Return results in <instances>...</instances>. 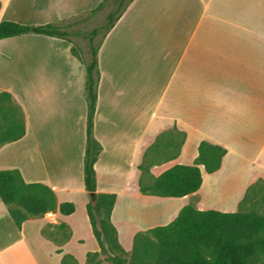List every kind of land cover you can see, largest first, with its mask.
I'll return each mask as SVG.
<instances>
[{
    "label": "crops",
    "instance_id": "obj_1",
    "mask_svg": "<svg viewBox=\"0 0 264 264\" xmlns=\"http://www.w3.org/2000/svg\"><path fill=\"white\" fill-rule=\"evenodd\" d=\"M103 1L0 0V22L59 23ZM71 49L66 40L38 34L0 40V94L9 93L21 108L26 128L23 138L0 148V172L18 170L25 183L45 185L56 196L54 211L21 227L0 198V264H63L66 256L86 264L99 251L84 183L86 68ZM98 58L97 194L117 195L111 220L124 250L132 252L135 236L154 226L118 216L122 199L173 205V220L186 206L238 212L264 180V0H133ZM18 85L25 94L39 91L40 100L24 103ZM172 129L185 138L177 158L151 167L156 178L173 166L195 165L202 142L226 150L221 167L210 174L199 165L203 183L196 193L144 195L139 166ZM65 202L75 205L73 214H60Z\"/></svg>",
    "mask_w": 264,
    "mask_h": 264
},
{
    "label": "trees",
    "instance_id": "obj_2",
    "mask_svg": "<svg viewBox=\"0 0 264 264\" xmlns=\"http://www.w3.org/2000/svg\"><path fill=\"white\" fill-rule=\"evenodd\" d=\"M132 1L104 0L89 12L54 24L35 26L11 21L0 22V40L27 34L63 39L72 44V54L86 68L85 98L88 105V119L84 183L89 194L97 195L96 201L90 200L87 204V211L93 235L99 246V251L88 255L86 264L100 254L110 255L115 264H264V217L241 211L235 213L201 211L192 206L184 207L168 225L138 233L134 239L132 259L129 262L119 255L126 256L128 252L122 247L118 231L111 220L117 195L97 194L94 166L102 152V146L94 137V118L100 83L98 58L100 47ZM110 8L105 24L90 32L82 31L76 27V22H72L84 17L93 18ZM73 38L86 41L87 51L79 47ZM5 99L10 100L11 105L19 111V116L14 117L9 125L5 124L7 121L2 120L1 117ZM25 133V120L21 108L15 104L9 93H1L0 148L20 140ZM158 143L159 140L152 148H158ZM180 146L176 153L164 162L177 158ZM225 155L226 150L222 147L202 142L195 165L173 166L155 178L151 184H145L143 180L150 169L145 162L144 165L139 166L143 173L140 192L162 198H181L196 193L203 183L199 165H203L208 173H214L220 169ZM248 194L242 204L245 203ZM0 198L18 227L27 220L39 218L56 209L54 192L42 184L25 183L18 170L0 172ZM75 210V205L71 202L59 206V212L64 216L73 214ZM156 245L158 247L155 254L153 246ZM63 264L78 263L72 256H66Z\"/></svg>",
    "mask_w": 264,
    "mask_h": 264
},
{
    "label": "rangeland",
    "instance_id": "obj_3",
    "mask_svg": "<svg viewBox=\"0 0 264 264\" xmlns=\"http://www.w3.org/2000/svg\"><path fill=\"white\" fill-rule=\"evenodd\" d=\"M110 11L111 8L107 9L103 13H100L93 18L84 17L83 19L73 20L72 22H76L77 24L76 27L81 29L82 31L90 32L93 29L100 28L105 24L106 17L110 13ZM73 40L78 44L79 47L84 49V51H87L86 41H83L82 39L79 38H73ZM19 71L20 74L22 75L21 79L23 85V83L25 82L24 69L20 65H19ZM18 86L22 87L21 85ZM21 89L20 90L22 92L21 95L19 96L23 97L24 103L27 101L28 104L31 105L34 102L35 97H37V99L40 100L39 91L35 93L33 92L34 89L31 88L30 94H25V92H23L24 87H22ZM10 102H11L10 100L5 99L2 107L1 117L2 120L7 121L5 123L7 125H9L12 122V119H14V117L16 118L19 116V111L16 110L11 105ZM148 105H150V103H148ZM184 138H185L184 132H179L177 130L172 129L170 131H166L164 134L160 136L159 143L157 144L158 148L151 147L147 150L148 155L146 158L145 165L149 166L150 169L144 176L143 180L145 184L153 183V181L156 178L154 174L151 173V167L154 165H161L164 161H167L170 157H172L176 153L180 144L183 142ZM18 156L21 157L23 160L24 147L19 148ZM174 210L175 207L173 205L156 202L154 200H147V199L139 200V201H135L134 203L126 205L124 199H122L120 201L117 214L120 217L124 215H128V217H135V219L133 220L134 222L135 221L137 222V219H139L144 221L146 224L150 226H154L155 228L158 226H165L171 223L173 221L172 215L174 214ZM239 211L244 213L256 214L260 217H264V180L263 179H260L252 186L245 203H243L240 206ZM175 214L177 215L178 213ZM123 240L126 247L129 246L125 234L123 235ZM153 247L155 249V254H156L158 246L156 245ZM119 255L122 256L126 262H129L132 259L131 252H128V255L126 256H123L121 254ZM89 264H115V263L111 260L110 255L100 254Z\"/></svg>",
    "mask_w": 264,
    "mask_h": 264
},
{
    "label": "water",
    "instance_id": "obj_4",
    "mask_svg": "<svg viewBox=\"0 0 264 264\" xmlns=\"http://www.w3.org/2000/svg\"><path fill=\"white\" fill-rule=\"evenodd\" d=\"M90 198H91V200L94 202V201L97 200V195H96L95 193L90 194Z\"/></svg>",
    "mask_w": 264,
    "mask_h": 264
}]
</instances>
